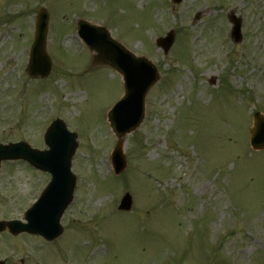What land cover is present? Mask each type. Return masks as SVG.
Segmentation results:
<instances>
[{
	"label": "rangeland",
	"instance_id": "374dc122",
	"mask_svg": "<svg viewBox=\"0 0 264 264\" xmlns=\"http://www.w3.org/2000/svg\"><path fill=\"white\" fill-rule=\"evenodd\" d=\"M40 7L50 15L52 69L47 79H29L22 69ZM229 7L243 16L236 44ZM82 17L161 72L141 124L126 135L128 164L116 177L107 114L122 80L106 65L92 66L75 33ZM170 27L176 36L163 56L153 40ZM255 110L264 113V0H0V141L43 148V130L59 116L78 135L79 180L66 240L48 246L5 232L0 257L8 264H264V150L252 151L248 137ZM2 166L0 218H22L45 176L19 161ZM125 191L132 207L122 212ZM76 248L81 261L69 258Z\"/></svg>",
	"mask_w": 264,
	"mask_h": 264
},
{
	"label": "water",
	"instance_id": "95a60500",
	"mask_svg": "<svg viewBox=\"0 0 264 264\" xmlns=\"http://www.w3.org/2000/svg\"><path fill=\"white\" fill-rule=\"evenodd\" d=\"M235 23L233 28V37L235 40L240 39V23L239 20L232 19ZM47 15L43 9L37 12V21L35 26V39L31 46L30 57L27 65V70L30 75L34 77H44L50 70V59L45 51V35H46ZM100 32H96V36ZM107 36V35H106ZM90 48L97 50L98 59L109 62L112 66L120 70L117 65L115 57L117 55L112 43L107 44V40L102 36L101 39L95 41L85 37ZM172 38L159 39L158 43L166 51L171 44ZM120 51L122 50L119 48ZM107 53L109 54L108 57ZM147 64L143 62L144 65ZM148 65V64H147ZM149 66V65H148ZM149 68H152L151 65ZM126 69L121 71L124 73V96L114 105L109 113L110 125L118 137L117 145L115 146L111 159L116 173L121 172L125 167V158L122 152L123 136L134 129L142 119L143 116V97L147 88L157 79L155 70L147 73L144 76H129L127 77ZM261 116L259 113L254 116V128L251 129V144L253 148H262L264 146V125L260 123ZM45 142L49 146V150L40 151L29 147L24 142L10 143L8 145H0V160L2 159H18L27 160L33 166L53 173L54 178L58 180L59 175L55 172L63 170L69 174V164L71 156L74 152L76 141L75 134L69 133L62 122L56 120L48 128L45 134ZM57 181L52 180L50 186L39 200L26 212L28 224L26 226H19L18 222L0 223V229L7 225L12 232H17L21 229H27L30 232L39 233L45 238L51 239L60 232L58 226V216L54 213L53 207H50L48 197L52 192H55L57 201H62L60 208L67 203L68 195L58 193L55 191ZM131 205V196L126 193L120 202L119 208L129 209ZM62 207V208H63ZM61 208V209H62ZM24 227V228H23Z\"/></svg>",
	"mask_w": 264,
	"mask_h": 264
}]
</instances>
